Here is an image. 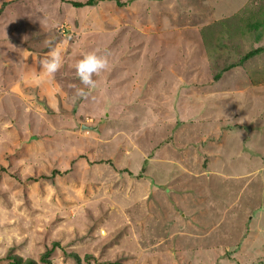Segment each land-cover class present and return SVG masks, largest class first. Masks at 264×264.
I'll list each match as a JSON object with an SVG mask.
<instances>
[{
	"label": "rangeland",
	"instance_id": "rangeland-1",
	"mask_svg": "<svg viewBox=\"0 0 264 264\" xmlns=\"http://www.w3.org/2000/svg\"><path fill=\"white\" fill-rule=\"evenodd\" d=\"M86 1L0 0V264H264V0Z\"/></svg>",
	"mask_w": 264,
	"mask_h": 264
},
{
	"label": "clouds",
	"instance_id": "clouds-1",
	"mask_svg": "<svg viewBox=\"0 0 264 264\" xmlns=\"http://www.w3.org/2000/svg\"><path fill=\"white\" fill-rule=\"evenodd\" d=\"M50 45L49 51L40 60V65L47 75L54 76L62 67L61 49L58 46L52 45L51 41H47ZM109 67V57L107 54H101L97 51L86 52L82 58L78 59L75 64V72L79 81L86 88L94 89L97 82L93 79L94 75H99ZM87 92L83 88L76 90L77 97H86ZM63 256H54L52 264H62Z\"/></svg>",
	"mask_w": 264,
	"mask_h": 264
},
{
	"label": "trees",
	"instance_id": "trees-1",
	"mask_svg": "<svg viewBox=\"0 0 264 264\" xmlns=\"http://www.w3.org/2000/svg\"><path fill=\"white\" fill-rule=\"evenodd\" d=\"M93 3L92 0H88L86 1L84 4L86 5H91ZM73 6L75 7H79L82 6L81 3L79 2H72ZM47 253V252H46ZM14 264H34V262L32 260H26V261H22L21 258L16 257V259L13 261Z\"/></svg>",
	"mask_w": 264,
	"mask_h": 264
}]
</instances>
